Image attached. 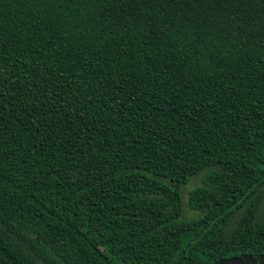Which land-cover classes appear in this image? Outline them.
I'll return each mask as SVG.
<instances>
[{
    "label": "trees",
    "instance_id": "1",
    "mask_svg": "<svg viewBox=\"0 0 264 264\" xmlns=\"http://www.w3.org/2000/svg\"><path fill=\"white\" fill-rule=\"evenodd\" d=\"M248 254L264 0H0V264Z\"/></svg>",
    "mask_w": 264,
    "mask_h": 264
},
{
    "label": "water",
    "instance_id": "2",
    "mask_svg": "<svg viewBox=\"0 0 264 264\" xmlns=\"http://www.w3.org/2000/svg\"><path fill=\"white\" fill-rule=\"evenodd\" d=\"M213 264H264V254H248L228 259H219Z\"/></svg>",
    "mask_w": 264,
    "mask_h": 264
},
{
    "label": "rangeland",
    "instance_id": "3",
    "mask_svg": "<svg viewBox=\"0 0 264 264\" xmlns=\"http://www.w3.org/2000/svg\"><path fill=\"white\" fill-rule=\"evenodd\" d=\"M199 185V177L194 176L191 178V180L184 186L180 188V198H181V210H182V216L184 218H193L196 216V213L190 212L187 210L185 202L188 191L192 190L194 187Z\"/></svg>",
    "mask_w": 264,
    "mask_h": 264
}]
</instances>
